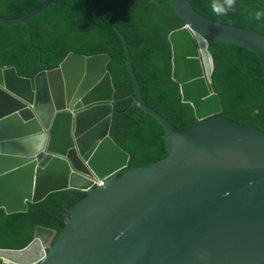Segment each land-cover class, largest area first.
<instances>
[{"label":"water","instance_id":"1","mask_svg":"<svg viewBox=\"0 0 264 264\" xmlns=\"http://www.w3.org/2000/svg\"><path fill=\"white\" fill-rule=\"evenodd\" d=\"M170 1L182 20L168 38L172 81L196 126L176 132L147 106L121 38L137 105L165 131L168 156L150 167L118 177L130 156L111 138L110 56L69 54L33 80L0 70V211L26 214L57 193L87 194L53 248L37 238L25 250H0V264H264V132L222 118L208 43L253 52L264 78V35ZM54 2L0 17V26H25L35 50L29 22Z\"/></svg>","mask_w":264,"mask_h":264},{"label":"trees","instance_id":"2","mask_svg":"<svg viewBox=\"0 0 264 264\" xmlns=\"http://www.w3.org/2000/svg\"><path fill=\"white\" fill-rule=\"evenodd\" d=\"M47 0H0V17L17 20ZM212 20L250 27L264 35V19L250 15L264 10V0H235L234 10L216 15L212 0H189ZM31 50L25 26H0V70L14 69L20 78L33 80L60 66L69 54L111 57L114 97L112 140L130 156L128 171L147 168L168 156L165 131L138 107L126 66L122 37L133 61L143 100L176 132L196 126L194 111L182 103L172 81V53L168 38L182 27L170 0H55L29 22ZM213 58L212 89L221 100L222 118L264 132V78L259 58L251 51L208 39ZM87 194L70 190L30 205L26 214L7 216L0 211V250L21 251L41 238L53 248L66 230L71 213Z\"/></svg>","mask_w":264,"mask_h":264},{"label":"clouds","instance_id":"3","mask_svg":"<svg viewBox=\"0 0 264 264\" xmlns=\"http://www.w3.org/2000/svg\"><path fill=\"white\" fill-rule=\"evenodd\" d=\"M211 8L216 15H226L230 10H234L235 0H212ZM250 15H254V19L259 21L264 19V10H256Z\"/></svg>","mask_w":264,"mask_h":264},{"label":"built area","instance_id":"4","mask_svg":"<svg viewBox=\"0 0 264 264\" xmlns=\"http://www.w3.org/2000/svg\"><path fill=\"white\" fill-rule=\"evenodd\" d=\"M97 188H105L106 187V182H98L95 184Z\"/></svg>","mask_w":264,"mask_h":264}]
</instances>
